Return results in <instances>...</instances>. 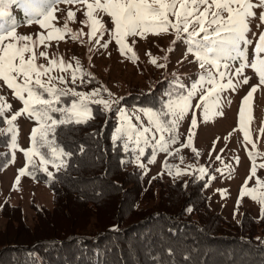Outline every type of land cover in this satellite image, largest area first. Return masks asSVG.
<instances>
[{"label":"snow or ice","instance_id":"snow-or-ice-1","mask_svg":"<svg viewBox=\"0 0 264 264\" xmlns=\"http://www.w3.org/2000/svg\"><path fill=\"white\" fill-rule=\"evenodd\" d=\"M60 3L84 5L83 14L86 19L82 23L89 28L87 33L89 43L95 39L96 44L107 48L114 40L119 46L120 53L122 55L131 53L129 59L135 62L138 55L127 42L129 39L134 45L137 43L136 37L146 38L148 34L158 36L171 31L175 38L167 51L171 52L175 42L182 40L187 45V53L194 57L202 70L198 82L192 85L186 95L182 94L175 99H170L162 105L161 109H143V115L147 117V125L143 122L133 123L132 117L125 110L118 109L120 126L115 129L112 139L113 141L123 140L126 151L129 149V144H134L132 151L139 149L140 155H143L144 148L141 144L148 145L151 139L155 141L152 145L154 153L159 150L169 155L178 154L179 149L173 153L170 152V146L177 142L176 133L179 123L190 110H192V119L191 128L188 131V142L182 146L191 147L192 128L197 126L194 109H200L203 106L204 120L207 121L209 98L214 97L212 106L216 107L219 105L222 92L229 89L236 91L240 85L249 84L251 77L245 75L246 69H251L258 78V84L252 85L243 97L239 110L240 129L244 133V140L252 143L245 120V106L253 99V94L264 86V55H262L264 54V31L259 33L258 41L252 49L251 59H249V46L253 44V39L249 38V34L251 33L253 38L256 37V33L251 28L253 20L257 19L255 9L261 10L257 29L264 25V0H0V81L3 82V86L11 90L13 98L23 105L22 108L7 116L6 113L11 111L12 105L5 95L0 94V118L7 125V128L0 127V135L11 133L12 148L16 149L18 127L15 122L18 118L22 115L27 116L36 125L30 133V147L19 149L23 152L26 163L18 170L19 175L13 185L14 190L20 182V177L24 175L43 171L52 177L53 173L48 170V165L58 171L66 167L64 158L71 156V153L65 151L58 142L57 130L61 126L86 123L92 119L90 103L102 105L105 111L111 110L112 103H116V101L100 97L99 88L85 93L71 87H57L53 81H58L60 85L68 83L75 85L77 80L81 84L86 83L84 77L91 76V73L82 71L79 60L73 68L70 63L55 54L49 58L46 51H41L37 55L34 50L40 45L47 47L46 41L55 39L59 42L68 33L74 41L85 35L83 30L73 32L67 20L62 28L52 25L51 21L56 19L53 14L59 10L57 5ZM13 7L23 12L29 24L35 21L41 28L51 30L46 36L38 34L35 40L30 35H18L16 21L12 18ZM74 16L75 13L68 12L69 19ZM105 16L109 19L105 20ZM7 19H11L8 26L4 23ZM105 34L109 36V39L101 44ZM89 51H92L91 47ZM40 57L48 60V64H38L37 60ZM158 59L167 61L168 56L150 59L153 65L160 68L166 67V64H158ZM57 68L61 72H70V81L64 75H51ZM205 85L208 86L206 89ZM104 91L107 92L108 89L104 88ZM198 93L199 101L193 105L192 100ZM111 95L109 92V96ZM64 96L73 98L70 105L57 107ZM55 113H59V118L53 115ZM135 119L140 121V116L136 115ZM248 119L250 120L251 116ZM261 131L264 132V129ZM165 133L170 136L166 138ZM157 134H159L158 138ZM252 146L256 147L254 143ZM192 151L199 155L194 147ZM258 155L262 154L249 152L253 166L245 184L241 187V198L248 195L253 200H258L261 204V215L264 216V191L247 188L248 180L256 176L255 158ZM36 157H38V163L34 160ZM216 159L219 160L220 156ZM236 159L239 160L238 157ZM149 162H154V159ZM137 163L139 167H144L138 160ZM175 167L166 161L164 163V168L170 174ZM259 167L264 168V163ZM206 171L203 167L199 169L202 176ZM217 171L221 170L217 169ZM177 174H180L179 169ZM256 184L264 188V180L257 178Z\"/></svg>","mask_w":264,"mask_h":264},{"label":"trees","instance_id":"trees-1","mask_svg":"<svg viewBox=\"0 0 264 264\" xmlns=\"http://www.w3.org/2000/svg\"><path fill=\"white\" fill-rule=\"evenodd\" d=\"M11 11L16 26L28 21L18 8ZM177 89L171 87L170 95H179ZM163 90L170 87L158 82L151 93H130L119 101L157 110ZM71 100L64 96L57 107ZM91 109L86 123L57 130L61 147L71 153L66 167L53 177L29 175L51 190L52 209L37 208L30 226L9 208L0 230V264H264V216L256 222L244 215L228 224L209 208L203 179L144 188L130 153L112 139L114 111ZM8 142V135H0V149ZM8 161V153L0 152V171Z\"/></svg>","mask_w":264,"mask_h":264},{"label":"rangeland","instance_id":"rangeland-1","mask_svg":"<svg viewBox=\"0 0 264 264\" xmlns=\"http://www.w3.org/2000/svg\"><path fill=\"white\" fill-rule=\"evenodd\" d=\"M57 8L59 10L53 14L56 19L51 21L52 25L62 28L67 20L68 26L73 32L83 30L85 35L74 41L71 39V34L68 33L65 34L63 40L59 42L55 39L46 41L47 47L40 45L34 50L37 55L41 51H46L49 58L55 54L63 58L65 62L70 63L73 68L76 67V61L79 60L82 71L91 73V76L85 75L86 83L81 84L79 80H77L75 85L71 83L60 85L58 81H53V83L57 87H71L75 88L76 91L85 93L99 88L101 90L100 97L105 100L116 101V103H112L111 110H109L114 111L115 129L120 126V111L118 109L125 110L132 117L133 123L139 124L143 122L145 125L148 124V121L142 110L151 109L123 105L119 101L121 97L130 93H151L157 83L160 82L162 89L165 86L170 87L169 91L163 90L161 93V96L165 95L163 101V104H165L170 99H175L182 94L186 95L192 85L198 82L202 70L198 67L194 57L187 53L185 42L177 40L173 50L171 52L167 51L172 46V41L175 38L171 31L158 36L148 34L146 38L136 37L137 43L134 45L129 39L127 42L138 55V59L133 62L129 59L131 53L122 55L118 50L119 46L116 45L114 40L109 43L107 48L96 44L95 39L89 43L87 36L89 28L82 23L86 19L83 14L84 5L79 3H60ZM69 11L75 13L74 18H68ZM254 11L257 13V19L253 20L251 28L256 33V37L253 38L251 33L249 34V38L253 39V44L249 46V59L252 58V49L256 41H258L260 31H264V25L260 29L256 27L260 23L258 16L261 10L255 9ZM104 19L108 20L109 18L105 16ZM50 30L41 28L35 21L31 24L28 21H24L21 25L16 26L18 35H30L33 40L37 39L38 34L46 36ZM108 39L109 36L105 34L101 44ZM90 47L92 51H89ZM148 53H151V55H148ZM165 55L168 56V60L158 59L157 63L166 64V67L160 68L150 63L151 58ZM37 63L47 65L48 60L40 57ZM51 75H64L69 81L71 78L70 72H61L58 68ZM245 75L251 77L249 84L240 85L236 91L229 89L222 92L218 106L213 107L212 101L214 97L209 98L207 121L204 120L203 106L200 109H194L197 126L192 128L191 147H183L182 145L188 142L192 110L180 121L176 133L177 142L170 146V152L175 153L179 149L178 154L169 155L159 150L154 153L152 145L155 141L151 139L148 145L141 144V147L144 148L143 155H140L139 149L135 152L132 151L135 145L129 144L127 151L130 156L128 161L131 168L141 176L144 188L151 184V186H157L158 184L172 183L177 180L187 182L189 179H203L206 181L204 195L207 197L209 208L221 215L228 224H237L244 215L251 217L256 222L260 221L262 217L261 204L258 200H253L248 195L241 198V187L245 184L253 166V161L249 158V152L260 153L262 155H258L255 158V164L257 165L256 176L248 180L247 188H257L258 191H264V188H260L256 184L257 178L264 180V168L259 167L260 164L264 163V132L261 131L264 129V86H261L253 94V99L245 106V120L252 141V143H248L244 140V133L240 129L239 110L243 97L252 85L258 84V78L251 69H246ZM171 87L174 88V91L179 88L177 89L179 95H170L173 92ZM207 87L205 85V89ZM104 88H107L108 91H104ZM109 92L112 94L111 96H109ZM0 94L5 95L8 102L12 105L11 111L6 113L7 116L22 108V103L13 98L11 90L3 86L2 81H0ZM199 97L200 94L198 93L193 98V105L199 101ZM91 105L103 108L102 105L95 103H90V108ZM136 115L140 116V121L135 119ZM249 116H251L250 120L248 119ZM15 123L18 127V147L16 149L12 148V134L9 133L7 147L0 149V152H6L9 155V161L0 171V230L7 223L5 216L10 212L9 208L11 207L16 208L17 211L15 212L20 214L24 222L30 226L34 223L37 208L43 206L51 210L53 207V193L51 190L33 180L29 175L20 177L19 184L16 185L15 190L13 188L19 175L18 170L23 168L26 163L24 154L19 149L30 147V133L32 128L36 126L33 120L24 115L19 117ZM3 128H7V125L4 124ZM165 136L167 138L170 134L165 133ZM119 141L123 146V140ZM253 143L256 145L255 148L252 146ZM192 147L199 152L198 156L192 151ZM217 156H220L219 160L216 159ZM237 157L239 158L238 161ZM153 159L154 162L150 163L149 161ZM34 160L38 163V157L34 158ZM137 160L144 165L143 168L138 166ZM165 161L169 165L176 166L172 169L171 174L164 168ZM190 165L191 167H189ZM201 167L207 170L203 176L199 172ZM177 169L180 170V174H177ZM217 169L221 171H217ZM48 170L53 173V176L58 171L51 165H48Z\"/></svg>","mask_w":264,"mask_h":264}]
</instances>
